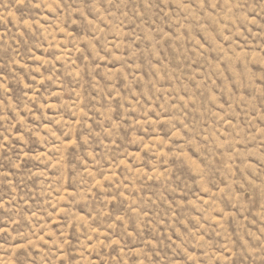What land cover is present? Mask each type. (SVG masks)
<instances>
[{"label":"rangeland","instance_id":"rangeland-1","mask_svg":"<svg viewBox=\"0 0 264 264\" xmlns=\"http://www.w3.org/2000/svg\"><path fill=\"white\" fill-rule=\"evenodd\" d=\"M0 264H264V0H0Z\"/></svg>","mask_w":264,"mask_h":264}]
</instances>
